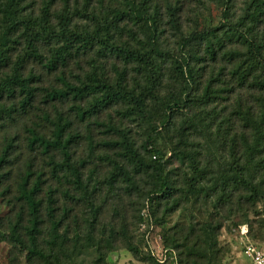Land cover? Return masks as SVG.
I'll list each match as a JSON object with an SVG mask.
<instances>
[{"label":"trees","instance_id":"16d2710c","mask_svg":"<svg viewBox=\"0 0 264 264\" xmlns=\"http://www.w3.org/2000/svg\"><path fill=\"white\" fill-rule=\"evenodd\" d=\"M0 1L5 21L0 30V68L3 70L0 75V121L7 112L6 99H17L22 112H30L36 101L46 105L42 110V119L47 122L45 129L29 128L27 138L28 147L43 158V165L33 169V163L28 159L19 167L18 180L11 183L19 209L10 233L12 240L26 250L29 260H38L41 264H75L82 248H93L103 261L109 251L107 245L112 243L116 233L113 229L105 236L104 229L97 227L100 207L95 204V194L99 189L93 179L84 177L85 163L73 159L72 148L80 136L73 132L74 121L69 109L58 110L57 101L69 104L70 111L82 121L96 120L102 110L122 105L125 107L123 117L137 116L149 122L153 113H158L161 126L169 124L176 110L181 108H201V112L190 119L192 128H200L195 120L203 123L202 115L215 116L212 134H215V142L223 145L215 169L204 155L198 157L202 153L181 155L172 149L182 161L188 158V171H182L181 167L173 171L176 179L171 173L164 174L168 161L154 143H143L139 151L126 127L119 129L112 120L96 122L118 133L113 145L120 148L123 152L119 154L134 165L135 174L156 176L158 181L146 193L143 204L150 224L158 225V212L167 215L189 204L203 206L212 202L215 213L231 210H248L258 216L264 213V0H243L242 11L236 14L232 12L234 0H220L225 7L221 22L215 27L180 33L177 55L169 52L161 42V22L153 0H117L120 6L114 7V17L95 21L93 29L86 25L84 32L71 34L80 42L76 51L83 52L102 37L123 60L122 67L119 62L113 63V73L96 61L88 70L79 61L72 63L76 45L69 39L53 45L45 54L39 34L30 33V29H34L30 26L32 21L23 19L21 0ZM124 16L136 23L139 30L132 38L122 40L119 35L117 40L112 31L117 29L121 34L118 22ZM170 20L176 32H181L178 18L171 16ZM69 22L67 17L68 24L62 27L65 29L62 34L70 32L66 30ZM18 31L24 46L14 53L15 47L11 44L19 43L13 39ZM113 40L114 43L109 44ZM206 60L215 65L207 68L203 64ZM29 62L34 65L28 67ZM128 64H133L132 69L127 68ZM47 76L54 80L50 81ZM166 77L173 80L171 88L165 82ZM164 89L168 92L162 95ZM214 103L211 111L215 114L212 116L208 106ZM158 128L156 125L150 134L157 136ZM208 128L203 123L200 130ZM13 144V138H5L0 151V174L10 160ZM177 147L180 148V142ZM146 154L149 161L145 160ZM111 162L113 181L125 167L117 159ZM60 173L65 174L70 186L62 189L54 186V179L61 178ZM3 176L7 178L8 174L3 171ZM139 222L145 224L143 213ZM263 226L261 220L260 228ZM181 228H173V242L186 243L191 239L192 228L185 234ZM221 228L222 223H215V226L203 223L200 231L207 243L205 251L195 252L202 246L203 237L198 234L192 239L195 249H188L187 256L192 255L196 261L214 253L210 239L215 230L216 250ZM249 230L255 240L264 242L252 226Z\"/></svg>","mask_w":264,"mask_h":264},{"label":"rangeland","instance_id":"374dc122","mask_svg":"<svg viewBox=\"0 0 264 264\" xmlns=\"http://www.w3.org/2000/svg\"><path fill=\"white\" fill-rule=\"evenodd\" d=\"M232 3H234L232 12L235 14L241 13L244 6L243 0H234ZM101 4L102 6H100ZM119 6L120 3L117 0L20 1L21 13L24 15L23 19L30 18L32 21L30 26H33L34 29H30V33L36 32L39 34L40 39H42L41 49L45 54H48L53 45L69 39L76 45L72 54V63L75 64L79 61V64L88 70L90 69L89 65L96 61L112 73L113 63L119 62L122 67L123 60L115 55V52L104 42L102 37L89 45L86 52H83V50L76 51L80 42H77L78 37H72L71 34L84 32L86 25L93 29L95 21L102 22L107 17H114L116 8L113 9ZM153 6L157 9L156 14H158V19L161 22L160 29L163 33L161 34V42L165 48L169 49V52L171 51L176 55L179 50L177 43L180 33L188 34L194 30L215 27L223 19L222 13L225 10V7L220 4V0H153ZM3 12V5L0 1V30L5 24ZM171 16L178 18L181 32H176V29L173 28L175 25H171ZM67 17L70 22L66 30L70 32L62 34V31H65L62 27L68 24ZM195 23H197L196 26H194ZM118 25L122 28L121 34L118 33L117 29L112 31L117 40L119 35L122 40L132 38L139 30V26L137 27V24H134L128 16L122 17ZM20 33L18 31L16 36L13 37V39L19 40V43L11 44L15 47L14 53L21 51L24 46V39L19 38ZM110 43H114V40L109 41ZM33 63L29 62L28 67H32ZM203 64L207 68L215 65L214 62L208 60L203 61ZM131 65L133 64L127 66L129 70L133 67ZM35 69L38 70L37 67ZM36 72H40V70ZM2 73L3 70L0 68V75ZM47 77L50 81L54 80L52 76ZM165 82H168L171 88L173 80L166 77ZM167 92L164 89L162 95ZM55 103L56 108L60 111L69 109L70 116L74 121L73 132L78 133L80 136L72 148L73 159L85 163L84 168H82L84 177L93 179L99 189L98 194L97 192L95 194V204L100 207L97 227L98 229H104L105 236L110 235L113 229L116 231L112 243L107 245L106 249L109 251L103 261L99 259V254L95 249L82 248L75 264H91L95 261L97 264H253L241 252L237 237L238 226L236 224L242 223L240 225L252 226L258 238L264 240V226L260 228V221L263 220L264 223V213L260 216L256 215V212L252 213L248 210L215 213V206L212 202L203 206L189 204L167 215L158 212V225H155V223L150 224L149 217L145 216L147 209H143V204L146 193L158 181L156 176L144 173L135 174L134 165L119 154L123 152L120 148L113 145V142L118 139V133L104 125L96 124V122L107 123L112 120L117 124L115 125L117 128L123 129L126 127L132 140L135 141V147L139 151L142 150L143 143L148 141L154 143L156 147L162 149V152L165 153V160L168 161V167L164 174L171 173L172 178H175L173 171H178V167H181L184 172L188 171V158L182 161L172 153V149L180 152L181 155L184 153H202L198 157L204 155L206 160H209L211 167L215 169V161L219 160L222 153L220 148L223 146L222 143L215 142V134H212L215 131V116L210 118L202 115L203 123H206L209 128L200 130L203 123L196 119L195 123L200 124V128H192L190 125L193 122L190 119L194 118L195 114L200 113L201 108L198 106L190 109L181 108V110H176L175 116L169 124L161 126L158 124L160 114L153 113L149 122L145 118H138L137 116L123 117L125 107L122 105V107L109 106L108 109L102 110L96 120L95 118H88L86 121H82L74 116V112L70 111L69 104L60 103L59 101ZM34 104L35 107L30 112H22L18 108L17 99H6L4 102L7 112L0 121V151L5 138H13L14 144L10 160L3 168L8 177L3 176V171L0 174V264H41L38 260H29L26 250L12 240L10 233L11 227L17 218L16 212L19 209V204L15 202L13 197L11 183L15 179L18 180L19 167H22L28 159V162L33 163V169L42 166L44 162L40 155H36L28 147L29 128L45 129L47 124L42 119V110L46 107L45 103L36 101ZM230 104L231 102H229ZM213 106L215 107V103L208 106L212 116L215 114V111H211ZM156 125L159 126L158 134L152 136L150 133ZM178 142H180V148L177 147ZM145 157V160L149 161L147 154ZM114 159L122 162L125 170L115 180L111 181L114 172L111 160ZM89 173H92V175H88ZM59 175L61 178L54 179V186L59 189L70 186L66 182L65 174L60 173ZM61 203H63L62 198ZM80 208L85 207L80 206ZM258 208L260 210L261 206ZM141 213L144 216L143 223L148 225L146 227L140 225L139 216ZM245 215H247V221L244 220ZM206 222L211 223L213 226H215V223H222L220 234L217 236L216 250L214 230V236L210 239L214 253L195 261L192 255L187 256L186 251L191 247L195 249L192 239L198 234L202 235L203 240L202 246L196 248L195 252L205 251L204 247L207 243L204 241L205 236L201 233L200 226ZM177 226L182 227L181 231L184 234L188 232V228H192L190 229L191 239L187 240L186 243L180 240L173 242L171 236L173 235V228ZM129 246L134 250H131ZM165 255L166 260L163 261Z\"/></svg>","mask_w":264,"mask_h":264},{"label":"built area","instance_id":"2783aa9c","mask_svg":"<svg viewBox=\"0 0 264 264\" xmlns=\"http://www.w3.org/2000/svg\"><path fill=\"white\" fill-rule=\"evenodd\" d=\"M143 227L148 225L143 224ZM149 234V233H148ZM237 237L241 252L246 255L253 264H264V242L255 240L247 224L240 225L237 229ZM166 260V255L164 256Z\"/></svg>","mask_w":264,"mask_h":264}]
</instances>
